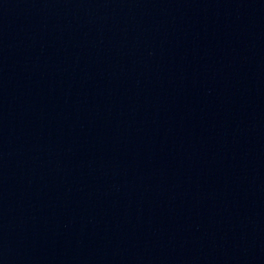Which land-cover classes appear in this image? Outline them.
Returning <instances> with one entry per match:
<instances>
[{
	"label": "water",
	"instance_id": "obj_1",
	"mask_svg": "<svg viewBox=\"0 0 264 264\" xmlns=\"http://www.w3.org/2000/svg\"><path fill=\"white\" fill-rule=\"evenodd\" d=\"M0 264H264V0H0Z\"/></svg>",
	"mask_w": 264,
	"mask_h": 264
}]
</instances>
